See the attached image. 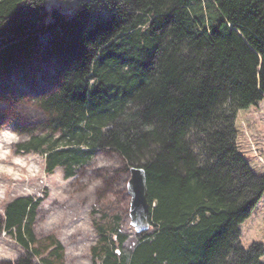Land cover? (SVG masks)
<instances>
[{
    "label": "trees",
    "instance_id": "trees-1",
    "mask_svg": "<svg viewBox=\"0 0 264 264\" xmlns=\"http://www.w3.org/2000/svg\"><path fill=\"white\" fill-rule=\"evenodd\" d=\"M0 70L51 80L38 99L46 121L18 144L47 174L72 175L99 149L146 170L150 228L129 249L121 217L98 226L92 264H264V244L245 247L240 228L264 173L243 156L236 128L239 110L264 99V0H79L71 12L0 0ZM40 203L4 205L3 229L26 250L16 264H58L34 246Z\"/></svg>",
    "mask_w": 264,
    "mask_h": 264
},
{
    "label": "rangeland",
    "instance_id": "rangeland-1",
    "mask_svg": "<svg viewBox=\"0 0 264 264\" xmlns=\"http://www.w3.org/2000/svg\"><path fill=\"white\" fill-rule=\"evenodd\" d=\"M78 1L47 0V9L59 6L71 12ZM40 38L45 40L47 34ZM52 89L50 78L40 79L31 73L12 76L0 70L1 263L16 264L26 256V250L15 237L3 229L4 205L17 196L41 199L32 224L37 238L34 246L41 255L51 256L58 264H92L93 248L101 238L98 226L112 230L118 216L122 218L121 230L128 236L126 248H132L137 241L129 211L130 170L119 153L111 149L96 150L73 166V174L68 176L62 166L47 174L43 158L18 152V144L29 138V134H22L23 130L46 121L38 99ZM236 128L243 156L255 172L264 173V99L257 106L239 110ZM58 137L56 134L52 139ZM76 146L69 139H60L57 145L59 148ZM240 228L245 247L253 242L264 244V195ZM58 245L57 259L50 253Z\"/></svg>",
    "mask_w": 264,
    "mask_h": 264
},
{
    "label": "water",
    "instance_id": "water-1",
    "mask_svg": "<svg viewBox=\"0 0 264 264\" xmlns=\"http://www.w3.org/2000/svg\"><path fill=\"white\" fill-rule=\"evenodd\" d=\"M130 195V217L131 225L137 233L146 232L150 228L151 204L149 201V190L147 175L144 167H131L130 178L127 184Z\"/></svg>",
    "mask_w": 264,
    "mask_h": 264
}]
</instances>
